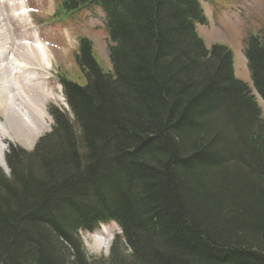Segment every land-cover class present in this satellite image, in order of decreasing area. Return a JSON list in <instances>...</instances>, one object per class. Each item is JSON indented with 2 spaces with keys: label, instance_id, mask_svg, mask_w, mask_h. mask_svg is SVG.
Segmentation results:
<instances>
[{
  "label": "trees",
  "instance_id": "obj_1",
  "mask_svg": "<svg viewBox=\"0 0 264 264\" xmlns=\"http://www.w3.org/2000/svg\"><path fill=\"white\" fill-rule=\"evenodd\" d=\"M98 5L112 69L79 38L81 85L32 151L0 167V263L96 264L80 236L117 221L103 264H264V118L231 48L197 31L200 0H63ZM264 100V31L244 49ZM69 78V79H68Z\"/></svg>",
  "mask_w": 264,
  "mask_h": 264
},
{
  "label": "rangeland",
  "instance_id": "obj_2",
  "mask_svg": "<svg viewBox=\"0 0 264 264\" xmlns=\"http://www.w3.org/2000/svg\"><path fill=\"white\" fill-rule=\"evenodd\" d=\"M20 1L25 4L26 23L30 24L33 34V37L22 38V40L30 42L34 39L50 49L51 64L47 66V72L44 70L46 73L40 74V81L48 80L46 86L53 98L46 104L45 108L48 112L49 107H57L70 115L71 109L64 95L60 74L66 75L81 85L87 83L85 74L80 70L75 60L79 37H88L94 45L97 58L102 66L105 69H112L109 56L112 41L106 27L105 12L100 6H91L83 7L82 10L70 14L66 10L60 9L58 16H55L54 14L60 8L62 0ZM201 2L207 22L197 25L198 33L209 49L214 43L231 48L234 54L235 74L237 78L247 82L257 95L256 99L264 118V101L253 89L248 60L244 54L245 41L248 35L264 31V0H201ZM7 33L10 40L19 41L18 37L11 35L10 32ZM44 60L46 62L47 58ZM48 116L45 130L36 138L33 145L24 146L10 139H6L7 142L24 150L32 151L38 139L50 132L53 127V117L49 112ZM7 145L9 148L8 143ZM0 167L6 174L10 173L1 165ZM103 227L105 231L109 232L110 240L108 243H102L97 239L101 235L102 227H98L92 232H80L86 251L92 261L96 260V264L105 262L115 242L120 248L126 246L127 242L117 223L104 224Z\"/></svg>",
  "mask_w": 264,
  "mask_h": 264
},
{
  "label": "bare ground",
  "instance_id": "obj_3",
  "mask_svg": "<svg viewBox=\"0 0 264 264\" xmlns=\"http://www.w3.org/2000/svg\"><path fill=\"white\" fill-rule=\"evenodd\" d=\"M25 13L20 0H0V165L7 171L11 145L8 148L6 139L33 145L46 128L45 106L53 99L48 80L40 81V74L51 64L50 49L34 39L22 40L33 37ZM7 32L19 41L10 40ZM97 239L108 243L109 232L104 230Z\"/></svg>",
  "mask_w": 264,
  "mask_h": 264
}]
</instances>
